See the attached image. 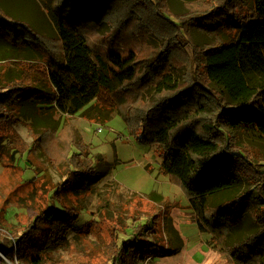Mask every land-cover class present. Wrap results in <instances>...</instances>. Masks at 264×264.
<instances>
[{
  "label": "trees",
  "instance_id": "trees-1",
  "mask_svg": "<svg viewBox=\"0 0 264 264\" xmlns=\"http://www.w3.org/2000/svg\"><path fill=\"white\" fill-rule=\"evenodd\" d=\"M167 1L44 0L53 38L0 0V43L29 54L9 58L22 76L0 87V130L23 100L68 116L96 104L117 111L139 143L155 147L162 174L187 195L191 221L226 250L225 264H264V154L243 141L264 139V0H192L182 13ZM194 31L209 42L199 44ZM69 151L72 179L51 199L106 173L102 156L88 161L87 145ZM139 200L145 210L133 204L130 226L120 215L106 236L100 220L82 222V208L55 199L10 248L0 235V253L26 264H93L70 242L92 232L99 243L84 252L104 264L164 257L158 226L168 206L156 203L159 194ZM247 218L256 229L233 241Z\"/></svg>",
  "mask_w": 264,
  "mask_h": 264
},
{
  "label": "rangeland",
  "instance_id": "rangeland-1",
  "mask_svg": "<svg viewBox=\"0 0 264 264\" xmlns=\"http://www.w3.org/2000/svg\"><path fill=\"white\" fill-rule=\"evenodd\" d=\"M189 1L192 0L167 2L171 11L182 13ZM4 3L13 12L16 9L23 20L35 23L42 33L53 38L56 36L44 0H5ZM193 35L199 44L209 42L197 31ZM14 56L26 58L29 54H14L7 44L0 43V87L22 76L21 66L9 59ZM20 103L14 107L13 120L0 130V235L4 237L3 247L10 248L14 235L27 228L32 219L55 199L68 206L82 208V222L90 218L100 220L98 225L108 236V227L120 220V215L130 226L128 216L134 214L133 204H137L139 209L140 203L141 209L145 210L139 197L159 194L162 201L156 203L159 206L166 204L168 209L158 226V235L169 252L164 257L142 264H225L226 250L210 243L211 236L201 234L191 221L187 195L181 186L162 174V159L155 147L139 143L117 111L111 112L96 104L85 107L75 116H68L42 104L24 100ZM243 141L251 149L264 154V139L244 135ZM77 142L88 146L89 162L93 160L96 164V156L103 157L105 163L99 170L106 173L88 186H83L77 179V188L67 190V187L60 198L54 196L51 199L57 186L72 179L66 157ZM79 186L83 188L80 190ZM245 189L238 188L234 195H240ZM56 204L60 206L58 202ZM255 229L253 221L247 218L235 228L232 239L241 240ZM97 236L89 232L86 238L78 239L72 233L70 242L84 261L104 264L106 257L95 259L84 252L85 248L99 243ZM233 241L230 240L231 243ZM0 255V264H26ZM64 256L67 257L66 254Z\"/></svg>",
  "mask_w": 264,
  "mask_h": 264
}]
</instances>
